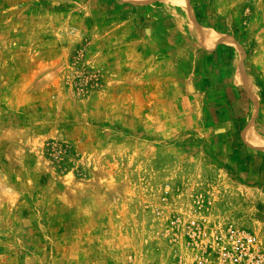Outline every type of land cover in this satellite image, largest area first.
<instances>
[{
  "label": "rangeland",
  "instance_id": "rangeland-1",
  "mask_svg": "<svg viewBox=\"0 0 264 264\" xmlns=\"http://www.w3.org/2000/svg\"><path fill=\"white\" fill-rule=\"evenodd\" d=\"M186 1L234 37L264 138V0ZM187 27L162 0H0V264H204L191 218L264 244V176L219 159Z\"/></svg>",
  "mask_w": 264,
  "mask_h": 264
},
{
  "label": "crops",
  "instance_id": "crops-1",
  "mask_svg": "<svg viewBox=\"0 0 264 264\" xmlns=\"http://www.w3.org/2000/svg\"><path fill=\"white\" fill-rule=\"evenodd\" d=\"M124 1L137 3L144 0ZM192 8L194 9L193 5ZM195 13L192 12V15L199 20L196 9ZM184 17L186 20L185 14ZM188 34L192 38L189 30ZM192 39L198 45L190 58V75L199 81V87H196L198 102L208 118L207 126L211 129L213 140L217 145V155L220 160L233 162L237 174L254 182L264 176V149L251 145L245 134L247 125L251 124H248L250 122L248 114H245L242 108L244 103L250 101V96L245 86L236 80L237 76L248 77L241 72L235 62L232 45L236 44L221 42L207 48ZM203 82L206 85H202ZM210 118H213L214 123L209 120ZM262 188L264 190V185Z\"/></svg>",
  "mask_w": 264,
  "mask_h": 264
},
{
  "label": "built area",
  "instance_id": "built-area-1",
  "mask_svg": "<svg viewBox=\"0 0 264 264\" xmlns=\"http://www.w3.org/2000/svg\"><path fill=\"white\" fill-rule=\"evenodd\" d=\"M187 232L192 242H198L204 264H264V244L249 228L231 223L212 241L204 242L205 227L191 218Z\"/></svg>",
  "mask_w": 264,
  "mask_h": 264
},
{
  "label": "bare ground",
  "instance_id": "bare-ground-1",
  "mask_svg": "<svg viewBox=\"0 0 264 264\" xmlns=\"http://www.w3.org/2000/svg\"><path fill=\"white\" fill-rule=\"evenodd\" d=\"M166 2H175L178 3L183 9V12L186 16L188 30L190 34L195 37L198 41L202 42L204 45H215L216 43H230L234 42L233 38L227 35L224 32L215 30L210 26L198 21L190 12V4L186 0H162ZM236 80L245 86L247 90L251 89V84L246 78L237 77ZM241 84V85H242ZM245 134L251 145L264 149V138H261L249 130V125L245 129Z\"/></svg>",
  "mask_w": 264,
  "mask_h": 264
},
{
  "label": "trees",
  "instance_id": "trees-1",
  "mask_svg": "<svg viewBox=\"0 0 264 264\" xmlns=\"http://www.w3.org/2000/svg\"><path fill=\"white\" fill-rule=\"evenodd\" d=\"M197 17H198L199 21H202L200 15H199V13H198V11H197Z\"/></svg>",
  "mask_w": 264,
  "mask_h": 264
}]
</instances>
